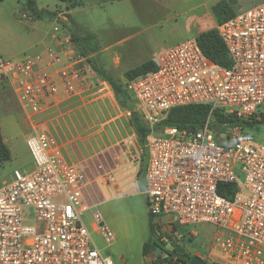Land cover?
<instances>
[{
  "label": "built area",
  "instance_id": "obj_1",
  "mask_svg": "<svg viewBox=\"0 0 264 264\" xmlns=\"http://www.w3.org/2000/svg\"><path fill=\"white\" fill-rule=\"evenodd\" d=\"M216 31L228 67L211 62L193 38L165 48L152 59L153 71L126 82L150 131L136 159L129 152H136L131 138L118 144V153L132 160L125 157L119 173L115 169L100 178L120 184L129 177L134 184L135 174H141L137 192L145 199L153 231L159 228L154 239L161 249L172 253L197 237L196 227L211 225L215 231L207 250L187 254L190 259L264 264V144L249 141L237 125L212 128L215 113L240 120L264 109V0L235 12ZM52 38L55 47L44 55L7 59L0 52V85L10 87L34 124L25 140L31 168L15 170L0 187V264H113L93 241L92 233L107 245L115 236L97 207L84 202V168L67 163L57 141L33 120L56 97L81 92L92 73L73 49L66 27L55 22ZM192 105L207 107L200 128L155 130L172 109ZM220 184L234 185L231 198L218 194ZM86 213L93 232L85 224ZM176 258L169 262L175 264Z\"/></svg>",
  "mask_w": 264,
  "mask_h": 264
},
{
  "label": "rangeland",
  "instance_id": "obj_2",
  "mask_svg": "<svg viewBox=\"0 0 264 264\" xmlns=\"http://www.w3.org/2000/svg\"><path fill=\"white\" fill-rule=\"evenodd\" d=\"M34 1L38 10L54 12L57 16L56 22L66 27L69 35L72 26L60 13L67 6L81 3L82 6L75 8L72 13L75 26L79 27V32L89 30L94 33L102 50L96 57L98 64L124 84L126 82L124 73L140 65L144 60H155L165 48L196 38L200 33L215 30L217 22L212 14V7L220 0H117L112 3L105 0ZM224 1L229 3L233 12L246 10L262 2V0ZM51 26L52 20H38L32 16L26 7V0H0L1 54L4 58L15 59L23 54L36 52V43L40 38L38 29L47 30ZM131 42H135V46H129ZM72 47L76 51L74 44ZM101 98L106 101L104 95ZM17 103L10 87L0 85V115L12 114V117L5 118L6 125L4 120L1 121L0 127L3 137L12 147L11 160L0 165V187L10 181L15 170L26 172L31 166V157L24 137L26 130L18 119L21 112ZM121 113L130 128L129 138L134 142L136 150L135 152L130 148L129 152L136 159L135 154L140 156L142 147L130 123V113L122 109ZM246 137L251 142L264 144V125L248 130ZM109 149L114 153L117 145ZM126 158L130 159L129 156ZM114 160L115 166L111 170L118 169L119 173L125 160L121 163L120 159ZM133 165L135 166V162ZM131 172L132 170L125 173ZM239 182H242L241 175ZM120 185L122 187L119 189L114 186L110 190L106 203L97 206L105 224L114 234L115 242L107 245L100 236L92 233L95 247L103 256L110 258L113 264H154L155 255L146 257L142 255V246L149 236V216L145 199L137 192V185L140 190L142 189L141 174L138 172L135 174L134 184L128 177ZM84 221L93 232L88 213L85 214ZM154 231L155 234L159 233L157 225L154 226ZM214 231L215 228L211 225L196 227L197 237L191 238L190 241L184 240L185 249L190 254L205 252ZM183 262L186 261L179 260L177 264Z\"/></svg>",
  "mask_w": 264,
  "mask_h": 264
},
{
  "label": "crops",
  "instance_id": "obj_3",
  "mask_svg": "<svg viewBox=\"0 0 264 264\" xmlns=\"http://www.w3.org/2000/svg\"><path fill=\"white\" fill-rule=\"evenodd\" d=\"M80 6H82L81 3L67 6L60 13L77 30H79V27L75 26L76 23L72 13L75 8ZM55 22L56 18L52 20V26L47 30L45 28L38 29L40 38L36 43L37 50L30 54L44 55L47 48L55 47L52 38V27ZM129 46H135V42L129 43ZM101 51L100 48L97 53L98 56ZM145 61L147 60L143 62ZM91 72V77H89L87 85L81 92L68 99L56 97L55 103L50 107H43L42 111L33 120L57 141L61 156L67 163L80 165L84 168L87 179V186L83 194L84 202L90 207H97L109 200L110 190L114 186L117 189L120 187L118 182L107 184L110 182L100 177L112 171L111 169L115 166L114 159H120V163L125 160V157L120 155L117 150H114L113 153L109 148L129 138L130 128L126 125L127 121H125L126 119L122 115L121 109L115 102L109 86L101 81L92 70ZM102 95L106 97V101L102 100ZM17 104L20 106L19 103ZM20 112V118L18 119L26 130L24 135L26 140L31 134L34 124L30 120L31 114L25 112L21 107ZM7 117H12V114L9 116L7 114L0 115V127L2 120H4V125H6L5 118ZM111 124H113L112 127L110 126ZM0 136L9 149L11 160L12 147L3 137L1 130ZM133 161H131L132 166L134 164ZM182 248L185 249L184 243Z\"/></svg>",
  "mask_w": 264,
  "mask_h": 264
},
{
  "label": "trees",
  "instance_id": "obj_4",
  "mask_svg": "<svg viewBox=\"0 0 264 264\" xmlns=\"http://www.w3.org/2000/svg\"><path fill=\"white\" fill-rule=\"evenodd\" d=\"M106 2H113L115 0H105ZM72 6V5H71ZM26 7L35 19H49L54 20L57 16L54 12L47 10H38L35 5L34 0H26ZM212 14L216 19L217 25L221 24L225 20L231 18L235 12L230 9L229 3L224 0L218 1L212 7ZM71 42L76 48V52L83 58L90 66L91 70L98 76V78L105 82L115 99V102L120 109L126 110L130 113V123L136 133L138 143L141 147L144 144L146 135L149 133V129L144 124L141 115L135 109V101L129 94L126 88V82L136 79L140 76L145 75L155 69V63L153 60H147L140 65L126 71L124 73V78L126 82L121 84L117 79H115L110 73L101 68L97 62V53L100 50V46L96 36L89 31L79 32L77 29L71 25ZM202 53L215 65L228 67L230 65V60L227 56L226 49L217 35V31L209 30L200 33L195 38ZM207 116V107L203 105H192L172 109L164 121L161 122L155 130L164 127L175 128L179 131L193 132L200 128ZM226 123L229 126H240L246 131L253 130L260 125H264V109L258 110L256 114L247 119H236V118H225L218 113L214 114V122L212 128L216 129L221 124ZM10 160V152L5 143L0 136V164L6 163ZM235 191L233 184H220L218 186V194L225 197L231 198ZM154 242V231L152 225L149 221V236L146 242L142 246V255L144 257L151 255L150 246ZM177 256V262L179 260L187 261L190 259L189 256H180L172 252V256ZM156 257V256H155ZM170 261V260H169ZM169 261L156 257L153 261L154 264H172ZM177 262L175 264H177ZM185 263V262H183Z\"/></svg>",
  "mask_w": 264,
  "mask_h": 264
},
{
  "label": "water",
  "instance_id": "obj_5",
  "mask_svg": "<svg viewBox=\"0 0 264 264\" xmlns=\"http://www.w3.org/2000/svg\"><path fill=\"white\" fill-rule=\"evenodd\" d=\"M150 252L155 255L156 257H159V256H162L164 255V253L162 252L161 248L159 247V241H154L151 246H150ZM175 252L178 254V255H184L185 254V251L184 249L182 248V246L180 245H177L175 247ZM188 264H205L199 257L197 256H194L192 257Z\"/></svg>",
  "mask_w": 264,
  "mask_h": 264
},
{
  "label": "flooded vegetation",
  "instance_id": "obj_6",
  "mask_svg": "<svg viewBox=\"0 0 264 264\" xmlns=\"http://www.w3.org/2000/svg\"><path fill=\"white\" fill-rule=\"evenodd\" d=\"M159 241V239H154V241ZM162 250V252L164 253V255H162V256H159L161 259H164V260H166V261H169V260H171L172 258H173V256L172 257H170L171 255H172V253L171 252H169V251H167V250H165V249H161ZM184 251H185V254L184 255H180V256H187V254H189L188 253V251L186 250V249H184ZM177 254V253H176ZM178 255V254H177ZM177 257V256H176Z\"/></svg>",
  "mask_w": 264,
  "mask_h": 264
}]
</instances>
